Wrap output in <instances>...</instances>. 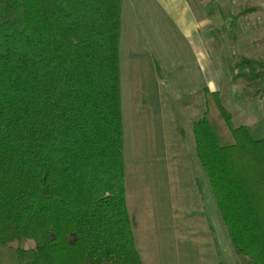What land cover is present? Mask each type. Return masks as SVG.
Wrapping results in <instances>:
<instances>
[{
  "label": "trees",
  "instance_id": "16d2710c",
  "mask_svg": "<svg viewBox=\"0 0 264 264\" xmlns=\"http://www.w3.org/2000/svg\"><path fill=\"white\" fill-rule=\"evenodd\" d=\"M123 0H0V264H143L126 201ZM264 100V61L242 58ZM198 160L241 264H264V117L204 90Z\"/></svg>",
  "mask_w": 264,
  "mask_h": 264
},
{
  "label": "crops",
  "instance_id": "0c3cea01",
  "mask_svg": "<svg viewBox=\"0 0 264 264\" xmlns=\"http://www.w3.org/2000/svg\"><path fill=\"white\" fill-rule=\"evenodd\" d=\"M143 9L142 13L139 11L137 15V8ZM124 7L129 11L132 10L133 21L132 25L129 23L128 28L131 27L132 35L143 38L165 37L169 30L173 35H178L182 42L192 50L200 63V67L196 66L197 70L203 68L209 69L211 72L207 75V85H203L201 92L204 96V90L207 88L212 92H219L222 97V90L224 89L223 82L220 79L218 70L224 65L225 56L222 53H234L233 48H227L224 52L222 44L216 40H212L214 32L207 25V21L200 18L196 12L193 0H123L122 10V32L123 29V13ZM244 11V10H243ZM243 13V12H242ZM230 21L232 18L229 19ZM130 21V16L128 18ZM128 32L125 31L124 48L125 56L133 59L137 58V50L130 47ZM122 41V37H121ZM162 43L165 45L164 40ZM209 45V50H206L205 44ZM208 49V47H207ZM213 53V56L210 55ZM121 56V46H120ZM181 59V58H180ZM217 62H216V61ZM159 76V70L174 69L181 62L180 60H166L152 59L149 56V63L147 67H152ZM215 62L217 65H215ZM132 64V65H133ZM219 64V66H218ZM141 64H137L140 66ZM186 66V65H183ZM187 69H193L188 67ZM231 69V70H230ZM229 86L236 85L237 76L241 73L235 72L234 66L230 65L229 69ZM244 72V71H243ZM242 72V73H243ZM122 75V62H121ZM231 92V87L227 88ZM236 90V86L232 91ZM175 102L181 100V96L176 94L174 96ZM223 99V97H222ZM127 100L133 102V96L129 95ZM128 102V104H129ZM201 102V101H200ZM224 103V101H223ZM123 105V104H122ZM225 105V104H224ZM130 106V104H129ZM141 103L138 101L135 107V102L132 103V113H129L128 137L136 153L139 149L145 155L146 159L139 161V155L133 154V159L138 163L150 164V168H154V173L149 172V183L143 180L134 179L133 170L130 168V162H126V201L128 212L131 219L132 229L134 233L136 248L140 255L143 264H241L234 246L232 245L230 237H222L220 235L219 221L215 223L214 215H211L213 207L212 188H210L209 180L205 174L200 161L196 159L197 154L194 148V141L191 139L193 134V126L195 118L190 120V125L187 128L179 127V135L185 142V150L191 160V178L194 180V185L197 187L196 201H189V191L187 189L188 182L185 184L184 177L179 176L178 166L176 161H181L176 155L177 150L175 144L165 137L162 141L156 139V135L152 137L155 132L157 135L159 131H153L151 135L146 130L152 126L150 119L144 118L138 112ZM187 106L190 108L192 105ZM226 107V106H225ZM130 110V109H129ZM124 111V109H123ZM153 111V110H149ZM205 111V102L200 105V118ZM124 113V112H123ZM152 117H155L152 114ZM124 119V116H123ZM150 126V127H149ZM125 132V148H126V131ZM192 142V144H191ZM160 147L164 152L162 155L156 153L157 147ZM166 146L168 149L166 150ZM126 157V151H125ZM171 157L174 158V169L170 170ZM198 158V157H197ZM199 161V163L197 162ZM160 164V166H157ZM167 169L169 172L167 173ZM135 171V170H134ZM183 169L180 170L182 174ZM175 173V177L173 176ZM168 174V179L166 175ZM161 179L166 183V189L161 191L162 187L157 185L156 181ZM169 183V185H168ZM211 189V190H210ZM216 200V199H215ZM197 211L202 214V221L193 222L188 216L190 211ZM194 235H198L194 237Z\"/></svg>",
  "mask_w": 264,
  "mask_h": 264
},
{
  "label": "rangeland",
  "instance_id": "374dc122",
  "mask_svg": "<svg viewBox=\"0 0 264 264\" xmlns=\"http://www.w3.org/2000/svg\"><path fill=\"white\" fill-rule=\"evenodd\" d=\"M193 1L196 12L200 18L207 21V25L211 28L210 30L214 32L212 38H210L211 41L216 40L218 43L222 44L224 52L228 50L227 48L235 49L234 53H222V55L225 56L223 61L224 65L218 70V74L224 86L222 97L226 108L233 115V122L236 127L252 126L264 117V100L261 102L256 99L247 98L245 96L246 85L243 80L239 79L236 85L231 84L229 86V84H227L230 78L228 69L230 65H233L237 73L246 71L239 66L242 58H252L261 62L264 61V0ZM136 8L137 15L139 11L142 13L144 12L138 5ZM129 16L131 22L128 21ZM133 16L132 10L128 11L124 7L123 29H125V31L127 30V38L129 39L130 47L133 49L134 46L138 55L134 64L132 58L125 56V31L124 34L122 32L121 84L122 104L124 109L123 116L126 131L125 158L130 162V168L133 170L134 179H141L145 183H149L150 179L148 174L149 172L154 173L155 167L150 168V164H147V162L138 163L136 159H133L132 153L135 154V150L138 148L134 150L128 137V126L130 124L129 113H132V103L135 102L136 107L139 101L141 103L138 109L139 114L144 118L150 119L149 121L152 128L150 126L149 129L146 128L149 134L151 135L152 130L154 132L159 131V135L155 132L152 137L156 135L158 141H162L165 137H168L172 143L175 144L178 152L176 155H179L178 158L181 160L176 161V164H181L178 166L179 176L184 177L185 184L188 182L189 186H187V189L189 191V201H194V204H197L195 199L198 192L197 187L194 185V180L191 178V160L186 153L185 142L183 138L181 139L179 131L177 130L179 127H189L190 120L195 116L198 117L195 118V121L200 120V116H198L200 115V105L205 102V96H203L201 89L203 85H207L206 77L211 71L209 69L204 70L203 68L197 70L195 67H200V63L196 54L190 50L189 47L186 48V45L178 35H173L169 30L166 32L167 36L163 38H143V36L136 37L135 35L131 37V27L128 28L127 26L129 23L132 25ZM230 18H232L231 21L229 20ZM162 40H164L165 45L162 43ZM205 47V51L207 52V50L210 49L209 45L206 43ZM210 55L213 56V53L210 52ZM149 56L152 59H162V61L178 58L181 63L174 69L159 70V76H157L152 66V61V67H147ZM216 62L215 65H217ZM137 64L141 65L137 66ZM188 67H192L193 69H187ZM235 86L236 90L232 91ZM230 87L231 92H228L227 88ZM176 94L181 96V100L175 102L174 96ZM129 95L133 96V102L127 100ZM187 104H191L192 107L189 108ZM152 114H154L155 117H152ZM191 139L195 142L193 135ZM167 149L168 146H166V150ZM154 151L160 153V155L164 152L159 146L157 150ZM136 154L139 155V161L141 159H146V154L142 152V149H139ZM170 159V170H173L174 158L171 157ZM196 159L198 160L197 157ZM197 162L199 163V161ZM157 166H160V164H157ZM181 169H183L182 174L180 173ZM168 172L169 170L167 169V173ZM164 176L168 179V174ZM173 176L175 177V173H173ZM156 183L162 187L161 191L166 189V183L161 179L157 180ZM213 196L214 195H212V197ZM213 200L212 205L215 207L216 214L213 209L211 215H214L215 223L218 221L220 223V228L218 227L220 235L222 237L227 236L228 238V230L219 212L215 197H213ZM188 216L193 222L202 221V214L197 211H190ZM197 236L198 235H194V237Z\"/></svg>",
  "mask_w": 264,
  "mask_h": 264
}]
</instances>
